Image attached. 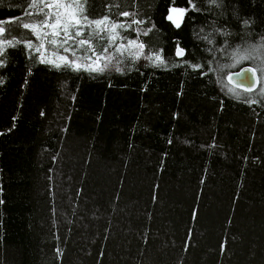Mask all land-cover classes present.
Returning a JSON list of instances; mask_svg holds the SVG:
<instances>
[{"label": "trees", "instance_id": "trees-1", "mask_svg": "<svg viewBox=\"0 0 264 264\" xmlns=\"http://www.w3.org/2000/svg\"><path fill=\"white\" fill-rule=\"evenodd\" d=\"M29 3L0 0V26L39 45L19 26L40 18ZM84 7L131 24L117 44L138 40L143 55L93 36L113 57L103 71L41 63L24 43L0 56V264H264V0ZM70 46L75 57L48 44L45 56L93 55ZM238 49L254 58L237 62ZM246 64L253 92L226 80Z\"/></svg>", "mask_w": 264, "mask_h": 264}, {"label": "snow or ice", "instance_id": "snow-or-ice-1", "mask_svg": "<svg viewBox=\"0 0 264 264\" xmlns=\"http://www.w3.org/2000/svg\"><path fill=\"white\" fill-rule=\"evenodd\" d=\"M216 0H212L215 3ZM30 8L35 9V12L26 13L27 16H38L39 19H34L32 22L22 23L21 27L26 30H30L31 33L39 40V45H34L31 40L19 41L8 40L5 34L10 30L5 26H0V56H3L8 47H15L17 44L24 43L29 49L35 48L37 53H40V62L51 64L53 67H68L75 71H79L82 68L89 72L103 71L108 67L113 57L111 55H105L108 52V47H105L102 52L96 53L92 46V37L105 38L108 46L115 45V53L123 54L128 52L133 59H139L143 55L144 44L138 42V40H128L126 44H117V40L122 39L118 29L131 27V24L115 23L110 20L108 16H104L101 19L90 20L84 15L85 7L84 0H30L28 5ZM122 16H131L130 12H121ZM169 19H172L170 16ZM19 18L14 20H8L7 24L16 23ZM143 21L133 20L132 24H140ZM85 28L90 29V33L87 38H84ZM104 34L101 37V34ZM147 35V32L144 33ZM70 42L75 44L77 48H83L86 52L93 53L92 56H86L88 62L80 58L69 60L66 55H58L56 51L52 53L53 58L45 56V45H51L54 49H63L64 52H72V55L76 56V51L70 46ZM258 47L264 48V44ZM253 48L252 52L256 51ZM252 52L245 51L241 53L238 49L235 55L239 60L253 59ZM184 54L183 49H178L176 55L182 56ZM93 56L95 57L93 59ZM153 62L154 65L159 66L164 63V58L159 53H154L151 56L145 57ZM103 67L101 66V62ZM3 65V61L0 60V66ZM193 68H199V65H193ZM117 71H120L117 68ZM255 69H246L244 73H237V75H243L246 73H252L255 75ZM231 80L232 78L229 77ZM229 91L235 92L234 89ZM247 91H252L248 88ZM255 103V101H250ZM2 203V201H0Z\"/></svg>", "mask_w": 264, "mask_h": 264}, {"label": "water", "instance_id": "water-1", "mask_svg": "<svg viewBox=\"0 0 264 264\" xmlns=\"http://www.w3.org/2000/svg\"><path fill=\"white\" fill-rule=\"evenodd\" d=\"M170 16L172 17V19H170V20L176 26H178L183 19L182 11L180 9H177L174 7L170 8L168 17H170ZM178 49H181V48L177 47L176 53H177ZM183 55L182 56L176 55V56L178 58H181V57H183ZM246 69H255V68L249 64L243 65L240 68H238L237 70H234V71L228 73L226 76V80L230 86H232L238 90H241L243 92H253L259 88L261 80H260L259 74H258L256 69H255L256 72H255L254 76L252 73L237 75V73H244V70H246ZM229 77H231L232 79L230 80ZM248 88H251L252 91H247Z\"/></svg>", "mask_w": 264, "mask_h": 264}, {"label": "rangeland", "instance_id": "rangeland-1", "mask_svg": "<svg viewBox=\"0 0 264 264\" xmlns=\"http://www.w3.org/2000/svg\"><path fill=\"white\" fill-rule=\"evenodd\" d=\"M50 53H52V51H50ZM261 87L263 88V91H264V82L263 84L261 83Z\"/></svg>", "mask_w": 264, "mask_h": 264}]
</instances>
